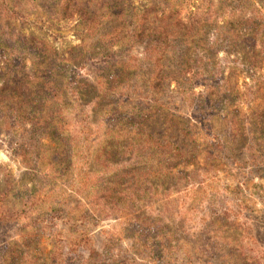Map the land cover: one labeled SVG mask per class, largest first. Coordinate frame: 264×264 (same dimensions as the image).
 Masks as SVG:
<instances>
[{"label":"rangeland","instance_id":"rangeland-1","mask_svg":"<svg viewBox=\"0 0 264 264\" xmlns=\"http://www.w3.org/2000/svg\"><path fill=\"white\" fill-rule=\"evenodd\" d=\"M237 1L129 0L122 5L134 27L151 9L161 12V23L171 26L167 31L176 29V20L197 29L191 56L182 52L179 41L169 45V39L162 59V49L154 50L160 42L147 46L133 26L126 24L124 34L112 38L120 43L102 51L95 42L112 25H91L87 32L86 24L75 23L74 7L99 15L115 0H0V47L9 55L8 40L2 42L1 36L8 31L45 47L61 71L53 92L57 89L65 103L55 139L44 131L31 134L26 119L20 120L24 130H11L1 121L0 252L19 240L22 247L14 256L30 261L28 253L32 264L40 258L45 262L39 264H47L56 253L79 255V264H264V61L259 59L254 76L262 81L253 82L242 65H233L236 55L209 50L213 30L203 40L206 46L198 31L200 22L220 24L233 14L256 17L258 0ZM13 3L22 8L14 9V20L7 17ZM173 10L177 14L169 20ZM81 44L86 48L76 53ZM256 49L264 52L260 43ZM28 58L26 72L32 69ZM112 66L119 69L108 70ZM196 66L209 78L194 80ZM234 66L237 70L230 71ZM212 73L232 76L224 88L229 101L208 96L225 91L218 88L220 82L214 85ZM121 75H127L126 85L111 87ZM96 84L100 94L107 89L95 109L109 110L107 99L119 101L107 116L90 113L97 102L91 90ZM81 86L83 91L77 89ZM82 92L83 108L76 109L74 94ZM86 102L93 103L88 107ZM23 112H28L25 107ZM2 113L0 109V118ZM148 115L152 118L142 126L143 134L135 136L137 122ZM125 120L123 132L118 126ZM148 135L171 143V154L159 155L146 141ZM118 136L119 153L109 160L104 142ZM126 136L134 141L123 142ZM53 150L59 158L52 161ZM143 217L162 219L157 226L168 243L163 257L141 245L148 235L137 221Z\"/></svg>","mask_w":264,"mask_h":264},{"label":"trees","instance_id":"trees-1","mask_svg":"<svg viewBox=\"0 0 264 264\" xmlns=\"http://www.w3.org/2000/svg\"><path fill=\"white\" fill-rule=\"evenodd\" d=\"M120 4H118V1L115 0L114 3L111 4H105L102 7V14L95 15L91 13L87 9H79L74 7L72 11H74L75 17V23L80 27L84 24H86L85 29L87 32L91 30L92 26H97L103 28L104 25H112L109 27L105 34L100 35L101 38L96 40L95 43L97 45L101 46L100 50L107 51V47L114 46V44H119L120 39L113 40V37L118 36L119 32L120 35L124 34L125 25H128V28L133 26V24L129 21L130 15H128L126 12H128V8L124 7L122 5L129 4V0H120ZM243 1V0H242ZM241 0L237 1L238 4L242 2ZM260 3V8L256 10V17L249 18V19H243L235 14H233V17L231 20H225L224 18L221 20L220 24L217 23H209L207 22L201 23L200 27L198 28V31L200 33H203L201 36V44L205 45V36L207 34V31L213 30L215 32V37L213 39L212 46L209 48V50H222L225 54H231L236 55L237 59L233 61V65H242L243 68H245L247 71L246 73L250 74L249 79L251 81H256V83L261 82L259 78L254 79L255 76V70L257 69L262 59L264 61V57H261V53L257 51L256 47L261 45V48H264V0H258ZM14 9H17L19 11L22 10L21 7L17 6L16 3H13L12 6H10L9 10L7 11V17L13 19ZM11 13V15H10ZM161 12H158L156 10H149L146 11V15L144 14V19L139 22V25L137 27L133 26V30L137 33V38L139 41L143 42L146 41V45L149 46L153 42L155 44L157 42H160L159 46H155L154 50L156 51L158 48L162 49V59L164 57V53H166L168 40L169 45L174 42V40H177L181 44L182 52L187 55L193 54L195 40L193 33L194 31L192 24H183L180 20H176L175 27L176 29L173 31H167L168 27L169 29L171 26L163 25L162 18L159 16ZM177 12L173 10L172 12L168 13V19L171 20L172 16L176 15ZM11 16V17H10ZM14 20V19H13ZM198 23V22H195ZM194 23V24H195ZM167 24V23H166ZM14 25V22L11 21V27ZM209 25V26H208ZM7 26H10V24H7ZM194 31V32H193ZM94 32V30H93ZM87 35V34H86ZM4 39H2V42L8 40L9 46H10V52L9 55H6L5 52V46L0 47V66L2 68V73L0 74L2 84L0 86V109L3 111L1 118H0V125L1 124H10L12 129L11 130H24V124L20 123V120L26 119L28 126L31 127L32 133H39L42 136V131H44V134L49 139H55L57 135L60 133V126L63 121L62 117V106L65 104L64 100L60 98L59 93H57V89H55V92H53L54 88V77L57 75V73H60V69L55 64L54 60L51 59L48 54L46 53V48H41V46L36 47L34 44V40H31V42L24 41L23 39H19V36L14 34L12 36V32H7V37L5 35H2ZM129 37V36H128ZM124 39V37L122 38ZM198 41V42H200ZM33 43V44H32ZM29 44H32L33 47L28 48ZM40 44V43H38ZM15 45L16 48H15ZM41 45V44H40ZM35 48L36 51H33L31 54L30 51ZM77 52H80L81 50H84L86 46L84 44H81L77 47ZM17 50L18 52H21L20 55L16 56L14 55V50ZM166 49V50H165ZM3 50V51H2ZM152 50V48H150ZM218 50V52H219ZM28 52V53H27ZM149 53H153V51H147ZM208 52V50H207ZM23 53V54H22ZM157 54V52H155ZM29 56V62H30V72H26L25 68V58L26 56ZM152 55V54H151ZM154 55V53H153ZM209 55V52L208 54ZM21 56V58H20ZM240 57V58H239ZM199 62H202L201 59H196ZM114 69L109 68L110 71L118 70L119 68L116 66H112ZM163 68V66H161ZM197 72L195 75L197 77L194 78L196 81H203V78H209V76H206L205 70H199L196 66ZM237 70L236 66L231 68L230 71ZM244 71V70H243ZM57 72V73H56ZM123 71H121L122 73ZM213 76L210 77L211 80H214V85H218L220 82V89H223L221 94L220 92H209L208 96H213L218 98L219 100H222L224 102L229 101V94L226 92L225 86H227L229 82V78L232 77L231 75L226 77H218L216 73H212ZM59 76V75H58ZM216 77V78H213ZM127 79V75H121L118 80L117 84L116 82H111V87H118L123 86L125 84V80ZM116 84V85H114ZM152 85V84H151ZM222 86V87H221ZM76 88V87H75ZM97 88V89H96ZM209 88V87H207ZM81 91L85 89V87L81 86L80 88H77ZM93 89V93L96 95L97 102H94L93 107H91L90 113L93 115L97 114H103V116H107V114H110L114 112L118 107V100L110 101L108 100V105L110 109L108 108L104 110L95 109V105H98L102 100V97L105 96L106 89H102V92L100 94L98 89V84L95 86H92L91 90ZM110 90V89H109ZM209 90L207 89V92ZM85 93L82 92V94L75 95L73 99V104L75 105L76 109H81L83 106L81 105L83 102L82 99L85 97ZM206 95V94H204ZM201 95V96H204ZM110 96V92L107 95V98ZM208 98V97H207ZM148 100V98L146 99ZM209 100V99H208ZM93 102H86V106H90ZM88 106V107H89ZM26 108L28 111L27 113L23 112V108ZM47 110H49L47 114ZM81 112V111H80ZM101 116V115H100ZM130 117H134V112L131 113ZM152 118L150 115L146 116L141 122H137L138 125H140V128L137 129V132L135 136H141L143 133L140 132L142 129V126H144V123L148 122L149 119ZM121 120H124V117L120 118ZM146 119V120H145ZM5 121L2 123L1 121ZM19 120V121H18ZM118 119L115 118V121ZM119 130H125L128 129L127 122H119L118 126ZM127 134H131V132H127ZM121 136H118L117 138L111 137L108 138L104 142V146L107 149L105 151V156L108 157L107 159H111L116 157L117 151L119 153V149L117 146L119 145L118 139H120ZM146 141L151 142V144L155 145V149L159 150V155H167L169 156L171 154V148L173 145L171 143L162 142L160 140H156L148 135ZM115 141V143H114ZM133 142V138H127L123 142ZM55 150V149H54ZM50 152L51 160L58 159V155L55 154V151ZM170 151V152H169ZM178 153H181L178 151ZM72 154V153H71ZM71 156H69L68 160H70ZM72 160V159H71ZM121 173H123L122 170H120ZM162 217V214H160ZM159 218V217H158ZM161 218L159 220L157 219H151V218H141V220H137L139 225H145V228L140 230H146L148 235H144L143 240H141V245L143 247H150L156 251L159 252L160 257H163V251L166 249V242L162 240V238H165L164 234L161 232V229H158V223H161ZM140 226L138 227V229ZM136 229V230H138ZM125 231L128 233L135 234L134 230H130L129 228H126ZM142 234L140 237L142 238ZM132 237V236H131ZM147 240H151L154 242V246H150L147 243ZM26 248H28L25 244L23 245ZM22 246L19 245V240L12 241L9 243L8 247L5 249V251L0 252V264H13V260H15L18 264H32V255L30 256L28 253L26 254L27 257H30V261H23L24 258H18V256H14L17 254V250L21 248ZM20 252V251H19ZM22 252H20L21 254ZM56 256H53L50 262L47 264H79L80 260L83 258H80L79 255H69L65 253V256L62 254H55ZM34 259V258H33ZM43 258L38 259L37 264H39V260H42ZM36 260V258H35ZM45 262V260H42ZM7 262V263H5ZM128 262H123L122 264H127ZM130 264V263H129ZM131 264H138L135 261ZM141 264V263H140Z\"/></svg>","mask_w":264,"mask_h":264}]
</instances>
